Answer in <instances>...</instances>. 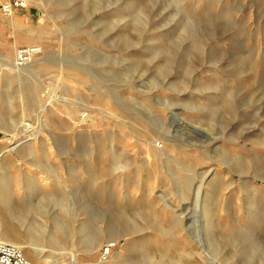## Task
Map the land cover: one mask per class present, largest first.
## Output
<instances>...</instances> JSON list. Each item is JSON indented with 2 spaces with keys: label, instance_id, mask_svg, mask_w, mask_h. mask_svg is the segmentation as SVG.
<instances>
[{
  "label": "rangeland",
  "instance_id": "1",
  "mask_svg": "<svg viewBox=\"0 0 264 264\" xmlns=\"http://www.w3.org/2000/svg\"><path fill=\"white\" fill-rule=\"evenodd\" d=\"M21 1L0 221L29 264H264V0Z\"/></svg>",
  "mask_w": 264,
  "mask_h": 264
},
{
  "label": "bare ground",
  "instance_id": "2",
  "mask_svg": "<svg viewBox=\"0 0 264 264\" xmlns=\"http://www.w3.org/2000/svg\"><path fill=\"white\" fill-rule=\"evenodd\" d=\"M10 16H8V17H10ZM10 20H12V19H10ZM41 22H42V20H41ZM12 24L13 25H17V27L21 25L18 21L15 22L13 20H12ZM18 36H19V34H18ZM28 49H32V50L38 51V53H39V47L38 46H33L32 48H28ZM17 53H18V50L16 51V54H15V60H14L15 64H14V61H11L10 59L0 58L1 62H2V66L5 68V71H12V72H15V73H20L23 70H25V68H29V66L27 64L30 61L32 54L30 55V58H28V60L24 63V62H20L18 60ZM37 54H35V55H37ZM35 55H33V56H35ZM5 77H6V75H5ZM6 129H7L6 124L3 122V120L0 119V131H2L4 134H6L8 132ZM25 131H26V128H25ZM2 142H3V140H0V143H2ZM12 151H13V148H11V149L8 148V149L5 150L6 153H10ZM1 183H3V182L1 181ZM0 205H1V207H3L2 209L7 208V212H8L9 215L13 212V210L9 207V205L7 204V202H6V200L4 198H1ZM7 205H8V207H7ZM6 221H7V219L3 220V221H0V242H4V243H8V244L14 245V246L18 247L19 249H21L23 254L26 253V250L21 245V243L16 241L17 238H18V235H19L16 232V229L13 226L9 225ZM31 233H32V229L28 227V229H26V232L23 235L28 236L29 240L33 241V243H34L36 241V239H35V237L33 235H31ZM99 239L100 238H96V239H94L92 241V243L90 242L91 244H90V246H88L89 250H87L89 253L95 248V245L98 244ZM113 241H114L113 244H107V246H115L117 241L116 240H113ZM35 247L36 246H34L33 248H35ZM31 254H33L34 257L37 256V255H35L36 252H31ZM71 263L72 264H77L75 256H72Z\"/></svg>",
  "mask_w": 264,
  "mask_h": 264
},
{
  "label": "built area",
  "instance_id": "3",
  "mask_svg": "<svg viewBox=\"0 0 264 264\" xmlns=\"http://www.w3.org/2000/svg\"><path fill=\"white\" fill-rule=\"evenodd\" d=\"M27 8V3L21 0H12L5 4L0 5V12L3 16H10L15 10H23ZM38 51L32 49H19L18 50V60L20 62H26L30 55L37 54ZM31 56V57H32ZM113 246H107L103 252L102 257L106 258L110 253ZM0 264H29V262L24 257L21 249L18 247L0 242Z\"/></svg>",
  "mask_w": 264,
  "mask_h": 264
},
{
  "label": "crops",
  "instance_id": "4",
  "mask_svg": "<svg viewBox=\"0 0 264 264\" xmlns=\"http://www.w3.org/2000/svg\"><path fill=\"white\" fill-rule=\"evenodd\" d=\"M12 15H14V14L12 13ZM14 17H15V16H14ZM7 19H8L7 22H4V23H1V24H0V35L2 36V38H1V40H0V45H1L2 47H5V48L9 47L12 51H17V50H18V49H17V45H18L20 42H22V39H21L20 37L15 36V35L13 34V42L9 43L10 38L8 37V35H7L6 32L9 31L11 28H12V29L16 28L17 25H13V24H12V20H10V19H12V16H10V17L7 18ZM15 19H16V17H15ZM21 25H22V24H21Z\"/></svg>",
  "mask_w": 264,
  "mask_h": 264
}]
</instances>
